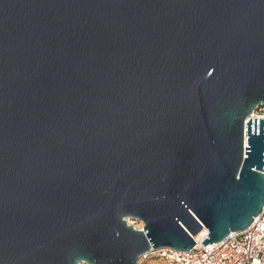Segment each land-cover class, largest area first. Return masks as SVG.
Returning <instances> with one entry per match:
<instances>
[{
	"label": "water",
	"instance_id": "1",
	"mask_svg": "<svg viewBox=\"0 0 264 264\" xmlns=\"http://www.w3.org/2000/svg\"><path fill=\"white\" fill-rule=\"evenodd\" d=\"M262 105L264 0H0V264H139L246 229Z\"/></svg>",
	"mask_w": 264,
	"mask_h": 264
},
{
	"label": "built area",
	"instance_id": "2",
	"mask_svg": "<svg viewBox=\"0 0 264 264\" xmlns=\"http://www.w3.org/2000/svg\"><path fill=\"white\" fill-rule=\"evenodd\" d=\"M251 117L264 119V105L258 107ZM206 236L194 237L195 246L189 251L151 249L140 261L158 256L165 264H264V205L262 213L246 229L232 232L221 241L203 247L200 242Z\"/></svg>",
	"mask_w": 264,
	"mask_h": 264
},
{
	"label": "rangeland",
	"instance_id": "3",
	"mask_svg": "<svg viewBox=\"0 0 264 264\" xmlns=\"http://www.w3.org/2000/svg\"><path fill=\"white\" fill-rule=\"evenodd\" d=\"M127 224L131 225L135 229H142L143 225L140 221L127 219ZM140 264H165V261L157 256H151L146 260H141Z\"/></svg>",
	"mask_w": 264,
	"mask_h": 264
},
{
	"label": "bare ground",
	"instance_id": "4",
	"mask_svg": "<svg viewBox=\"0 0 264 264\" xmlns=\"http://www.w3.org/2000/svg\"><path fill=\"white\" fill-rule=\"evenodd\" d=\"M207 234V232L205 230H202L199 234H198V238L199 237H204Z\"/></svg>",
	"mask_w": 264,
	"mask_h": 264
},
{
	"label": "trees",
	"instance_id": "5",
	"mask_svg": "<svg viewBox=\"0 0 264 264\" xmlns=\"http://www.w3.org/2000/svg\"><path fill=\"white\" fill-rule=\"evenodd\" d=\"M150 257H151V256H150ZM150 257H149V258H150ZM157 257H158V256H157ZM159 258H160V257H159ZM161 259H162V258H161Z\"/></svg>",
	"mask_w": 264,
	"mask_h": 264
}]
</instances>
